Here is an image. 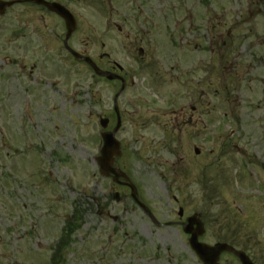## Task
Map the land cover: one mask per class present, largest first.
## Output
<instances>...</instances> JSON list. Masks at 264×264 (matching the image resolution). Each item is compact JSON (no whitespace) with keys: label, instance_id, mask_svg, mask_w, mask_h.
Wrapping results in <instances>:
<instances>
[{"label":"rangeland","instance_id":"1","mask_svg":"<svg viewBox=\"0 0 264 264\" xmlns=\"http://www.w3.org/2000/svg\"><path fill=\"white\" fill-rule=\"evenodd\" d=\"M93 1L76 8L82 21L73 36L74 47L87 50L91 56L102 52L100 40L106 28L107 9L118 7L106 0L107 4L102 6ZM143 1L154 6H164L167 1L172 5L178 1L188 5L199 2L192 5L199 11V15H193V22L199 27L195 33L199 34L194 38L193 33H186L187 40L194 38L207 44L214 31L226 34L231 29L234 39L231 47H245L247 51L242 56L255 49L257 60L264 59V0ZM27 11L14 7L0 19V264H49L52 245L58 240L74 203L84 211L83 223L65 255L66 264H201L188 248L182 230L176 225L156 226L131 200L127 190L116 187L100 174L95 160L100 150L98 117L111 114L114 86L96 78L87 67L67 56L61 46L65 33L61 25L51 32L52 24L44 27L29 19L30 27L36 25L40 29L36 33L27 30V36L23 37L26 33L20 28L25 29L24 20L36 15L32 10ZM109 33L117 58V38ZM32 38L37 43L36 53L27 51ZM160 39L170 44L175 36L170 37L164 31ZM261 72L264 74V69ZM255 84L253 91L237 86L236 93L245 103H240L236 112L253 114L256 120L246 118L247 124L258 130L264 129V83ZM125 100H134L131 90L125 94ZM217 107H222L221 102H217ZM128 131L129 128L121 133L128 142L123 164L138 186L140 200L153 210L159 221L179 219L180 206L188 213L210 209L207 240H213L216 235L213 216H223L228 220L221 222L231 224L228 211L232 212L233 208L229 196H224L226 205L224 198L221 196L219 201L216 194L215 205H210L205 191L200 192V186L194 182L187 185L183 172L179 171L180 156L194 157L195 144L208 150L214 144L210 137L202 140L192 136L189 142L187 136L175 130L169 133L165 143L164 132L156 126L145 131L141 138L137 137L158 152V162L163 166L156 168L144 165L139 159L131 161L130 154H134L135 148L130 145L132 134ZM169 150L173 154L179 152L178 160ZM147 152L142 151L140 156ZM201 157L199 170L204 174L209 172L210 179L219 176L218 168L203 165L208 160ZM216 183L218 189L221 182L210 181L214 189ZM210 184L209 193H214ZM113 189L121 192L120 202L114 200ZM99 204L105 206L102 216L97 212ZM260 212L259 206L253 211V224L255 218L259 220L257 226L262 224ZM245 219L248 220L247 213ZM254 230L251 232L257 237L258 248L252 249L258 258L261 253L264 255V232ZM228 263L237 264L231 258Z\"/></svg>","mask_w":264,"mask_h":264},{"label":"flooded vegetation","instance_id":"2","mask_svg":"<svg viewBox=\"0 0 264 264\" xmlns=\"http://www.w3.org/2000/svg\"><path fill=\"white\" fill-rule=\"evenodd\" d=\"M48 1H60L73 13L76 7L80 4L85 5L87 2V0ZM127 4L135 9L133 11L137 15L130 18L121 16L124 25H119L116 21H113L114 27L119 31L118 35L124 38L117 43L119 51L126 53V65L119 64V61L112 59L110 54L103 53L100 56V65L106 70L121 75L125 81L126 89L119 103L123 120L122 127L129 125L138 133L148 131L153 125H156L162 132H169L172 129L180 131L186 136H200L206 130L210 134H216V142L208 150H201L195 158L196 162L192 159L187 161L188 165H181L184 181L187 183L188 181H196L200 186V192L205 191L206 200H209L210 205H215L216 196L220 201V194L217 189L213 190L214 193H209L210 188L205 185L206 171L204 174L198 168V162L202 159L201 156H203V160L204 158L208 160V163H203L207 167L212 164L210 163L211 160L214 168H221L223 164L224 167L227 165L232 167L235 174H237L233 179L240 192H246L252 186L261 193L264 192V186L261 187V184H264V129L246 128L248 124L245 117H249V114L233 111L239 104V97L234 96L231 98V87H235L236 82L240 83L249 75L245 68L247 67L245 64L246 59L239 58L240 55L236 54L234 49L220 48V44L226 46L227 43L223 38L220 40L218 34H213L211 48L209 49H203L197 43L194 44L193 48L186 47L181 50L161 48L152 39L156 32V22L158 20L169 21L171 17L156 18L150 16V14L168 13V10L161 6H158V8L153 7L149 5V2L137 0L127 2ZM23 6L26 13H28L27 10L32 9L34 13V9L36 10L38 16H28L32 22L42 24L44 27L49 24H59V22L64 25V20L56 13L50 12L45 6L26 2L23 3ZM136 21L137 25L134 24ZM34 30L37 31V27H34ZM108 30H111L109 24ZM108 30L106 31L108 32ZM24 36L26 34H23ZM131 37L132 39H130ZM125 39L131 42L125 45ZM34 44L35 41L30 40L29 44L27 43V50ZM102 45L105 48L107 47L104 43ZM249 55H251V51H249ZM113 82L117 84L119 89L122 87L123 82L121 80ZM220 85L224 90H227L226 101L229 104L233 103L235 106L231 112L226 113L214 112L215 107L205 111L204 100L205 96H209V92H205L204 88L212 89ZM129 90L133 92L134 100L126 102L125 94ZM217 90L214 93L216 95H218ZM210 104L211 102H209ZM156 106L159 110L155 109ZM250 120L255 121L256 119L252 117ZM146 144V147H148L149 144ZM184 160H186V157H182V161ZM117 165H120V161L117 162ZM193 168L195 169V175L190 173ZM251 170L254 171V175L250 173ZM212 180L224 181L225 177L216 176ZM235 193L237 198L231 205L233 211L229 212L232 225L222 223L221 220L223 222L228 220L222 218L223 216H213L215 217L214 227L216 228V235L213 240L206 239L209 227L207 220L211 210L206 212L203 209L194 211L205 222L206 226V232L199 239L211 245L217 242H228L237 248H244L251 252L256 264H264V255L261 253L257 258L251 250L252 247L256 248V246H253V240L249 236L252 227L258 228L257 225L251 224L254 217L253 211L257 210V206H259L261 210L259 215L264 223V210L261 209L262 206H260L258 199L252 202L247 196ZM238 205H240V209L237 207ZM246 213L248 220L245 219ZM190 215L186 214L185 217L175 221L179 228L182 229V223ZM255 220L256 222L259 221L257 218ZM185 236L186 244L189 245L190 235L185 234ZM229 258L238 260L234 254L224 252L220 258L221 263L229 264Z\"/></svg>","mask_w":264,"mask_h":264},{"label":"water","instance_id":"3","mask_svg":"<svg viewBox=\"0 0 264 264\" xmlns=\"http://www.w3.org/2000/svg\"><path fill=\"white\" fill-rule=\"evenodd\" d=\"M10 4H11L10 2L0 1V10L3 11L5 6L10 5ZM59 10H60V13L67 20V24H66L67 29H68L67 37H69L70 34H72L76 28V24H74L75 21L68 17V15L66 14V11H64L61 8ZM73 54L76 57H80V55L77 52L73 51ZM84 59L95 68L96 72L99 75L103 74V72H101L89 58L85 57ZM112 77L113 76H111V78ZM106 141H107V148H105L106 150L102 151V156L97 159V160H99V164L101 166V172L105 175H109V174L113 173V175L115 174L116 179H118L120 176H124L127 178V176L124 173H122L121 171H119L117 169H113L114 155L120 154L119 144L115 141L114 138H112L110 136L106 138ZM133 194H134V190H133ZM189 220H190V224L196 223V220L194 217L189 218ZM195 238H197L196 235H195ZM195 241H197V239H195ZM201 246H204V245H198L199 248H196V245H195L194 248L197 249L198 251H200ZM202 249L204 250V253H205L204 260L207 264L217 263V260H218L217 258L219 257L220 253L222 252V250L224 251L226 249L231 250V251H235L239 255V258L242 259L243 264H252L251 261L249 260V258L246 257V255L243 254V252L236 251L234 248H231L230 246L225 245V244H218L216 246H213L212 248H211V246L205 245L204 248H202ZM212 258L215 259V263H212V260H211Z\"/></svg>","mask_w":264,"mask_h":264},{"label":"trees","instance_id":"4","mask_svg":"<svg viewBox=\"0 0 264 264\" xmlns=\"http://www.w3.org/2000/svg\"><path fill=\"white\" fill-rule=\"evenodd\" d=\"M77 222H78V221L76 220L74 224H70V227H72V229L78 227V224H76ZM68 226H69V225H68Z\"/></svg>","mask_w":264,"mask_h":264}]
</instances>
